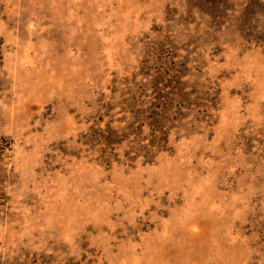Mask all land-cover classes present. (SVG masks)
Masks as SVG:
<instances>
[{"label":"rangeland","instance_id":"obj_1","mask_svg":"<svg viewBox=\"0 0 264 264\" xmlns=\"http://www.w3.org/2000/svg\"><path fill=\"white\" fill-rule=\"evenodd\" d=\"M0 264H264V0H0Z\"/></svg>","mask_w":264,"mask_h":264}]
</instances>
